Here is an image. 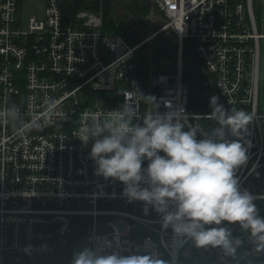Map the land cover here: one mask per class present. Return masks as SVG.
I'll list each match as a JSON object with an SVG mask.
<instances>
[{
	"label": "built area",
	"instance_id": "2783aa9c",
	"mask_svg": "<svg viewBox=\"0 0 264 264\" xmlns=\"http://www.w3.org/2000/svg\"><path fill=\"white\" fill-rule=\"evenodd\" d=\"M109 1L101 0L96 11L69 15L66 0H45L43 18L30 19L26 27L24 0H0V109L16 104L22 113L41 117L51 98L62 113L23 136L0 124V264H70L81 239L98 252L128 255L159 248L162 258H169L160 245L171 229L162 230L157 214L146 213L143 202H129L119 181L94 174L92 142L83 145L79 134L91 119L119 112L134 95L128 92L133 82L144 95L156 97L160 113L167 111L163 102L170 101L173 108L183 107L192 123L211 119L190 108L183 76L186 41L193 43L204 73L213 77L219 102L253 116L249 160L237 176L242 189L264 195V34L256 0H151L177 40L178 62L175 74L147 80L139 74L135 54L153 38L132 48L106 32ZM133 103L142 115L152 111L151 97ZM254 203L264 217V199ZM100 219L108 221L109 234H99ZM75 237L70 250L65 243ZM42 243L47 251L24 254L25 246ZM174 264H264V253L245 248L236 259H224L218 250L188 242Z\"/></svg>",
	"mask_w": 264,
	"mask_h": 264
},
{
	"label": "clouds",
	"instance_id": "9594fccd",
	"mask_svg": "<svg viewBox=\"0 0 264 264\" xmlns=\"http://www.w3.org/2000/svg\"><path fill=\"white\" fill-rule=\"evenodd\" d=\"M128 92L134 95L119 112L91 119L80 129L79 140L85 146L92 142L89 156L96 176L119 181L129 202H143L146 213L151 209L157 214L162 230L171 229V237L160 245L169 258H162L159 248L124 255L84 246L73 251L70 264H174L188 242L197 249L218 250L224 259H236L245 248L252 254L264 253V217L254 203L264 195L242 189L237 176L249 160L252 142L247 136L253 116L226 108L214 95L209 114L216 126L205 129L190 122L184 108H173L170 101L163 102L167 111L160 113L156 97L144 95L135 82ZM148 97L153 108L142 115L133 101ZM43 109L37 117L10 104L0 109V124L23 136L62 115L51 98ZM134 119H142V124ZM145 161L147 167H143ZM236 229L238 235H234ZM37 249L47 251L48 245H27L23 252L31 257Z\"/></svg>",
	"mask_w": 264,
	"mask_h": 264
},
{
	"label": "trees",
	"instance_id": "16d2710c",
	"mask_svg": "<svg viewBox=\"0 0 264 264\" xmlns=\"http://www.w3.org/2000/svg\"><path fill=\"white\" fill-rule=\"evenodd\" d=\"M101 0H66L65 10L70 15L80 10L96 11ZM109 3L105 5V31L121 36L132 48L141 45L150 34L151 25V0H118V6L122 8L126 16L122 19ZM254 8L258 4L254 2ZM168 34H159L154 42L147 43L136 51L135 61L139 74L143 79L151 76L171 75L177 72L178 44L171 31ZM184 81L190 89V108L202 116H210V98L216 96L214 79L206 75L203 70V63L197 56L193 43L186 41L184 44ZM205 129L216 126L213 119L202 121ZM89 222V221H88ZM79 237L83 232L79 230ZM237 231L234 230V235ZM77 237V238H79ZM71 238L67 241L66 247L71 250V243L77 239ZM70 246V247H69ZM65 247V248H66Z\"/></svg>",
	"mask_w": 264,
	"mask_h": 264
},
{
	"label": "rangeland",
	"instance_id": "374dc122",
	"mask_svg": "<svg viewBox=\"0 0 264 264\" xmlns=\"http://www.w3.org/2000/svg\"><path fill=\"white\" fill-rule=\"evenodd\" d=\"M137 1V0H133ZM258 7L261 9L263 15V24H262V33L264 34V0H256ZM111 7L117 12V15L120 18H124L126 16L125 12L118 6V0H111ZM46 3L45 0H24L23 6V18L25 26H28V22L32 18L41 19L45 13ZM151 31H153L147 39H152L150 43L154 42V39L158 34H168V37L171 38L169 32L166 30V22L162 15L154 8H151V15L149 16ZM262 68H261V79H262V93L264 88V57L262 60ZM216 96L219 95L216 92ZM220 102L221 99L219 98ZM108 221L106 219L99 220L98 232L101 235H107L110 233V229L107 227ZM84 246H91V243L87 239H81L75 243L74 250H78L83 248Z\"/></svg>",
	"mask_w": 264,
	"mask_h": 264
}]
</instances>
